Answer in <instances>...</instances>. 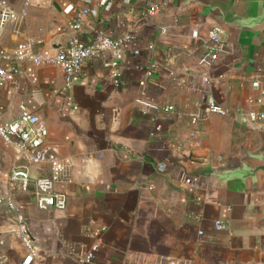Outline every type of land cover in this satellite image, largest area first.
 <instances>
[{"label": "crops", "instance_id": "crops-1", "mask_svg": "<svg viewBox=\"0 0 264 264\" xmlns=\"http://www.w3.org/2000/svg\"><path fill=\"white\" fill-rule=\"evenodd\" d=\"M9 1L21 16L0 27V49L10 54L0 55L4 65L24 40L33 39L38 52L56 51L72 34L57 27L79 6L90 8L84 39L98 27L133 35L123 43L120 85L108 55H100L85 62L70 89L63 69L51 63L36 66L37 79L20 72L0 86L4 116L12 119L27 105L68 160L56 182L68 193L65 208L43 209L32 194H15L38 244L31 264H263L264 178L252 183L232 162L255 161L263 143L264 119L242 122L236 109L261 106L250 99L260 93L251 81L264 70V27L240 34L231 22L220 59H199L211 25L264 0H110L109 8L101 0ZM153 2L159 9L149 14ZM31 63L20 64L26 70ZM210 96L230 113L208 111ZM13 160V148L0 139V196L10 189ZM47 170L31 166L34 176ZM183 173L198 180L187 183ZM217 219L226 227L217 229ZM17 226L16 210L1 202L0 264H19L28 252ZM96 241L92 259L81 261Z\"/></svg>", "mask_w": 264, "mask_h": 264}, {"label": "built area", "instance_id": "built-area-1", "mask_svg": "<svg viewBox=\"0 0 264 264\" xmlns=\"http://www.w3.org/2000/svg\"><path fill=\"white\" fill-rule=\"evenodd\" d=\"M107 8L110 7V0H101ZM26 4L29 0H26ZM159 9L156 2L151 3L148 8L149 14H154ZM90 8L87 6H79L76 8L75 14L67 22L59 25L60 31L70 30L72 34L66 42H64L56 51L42 53L34 49V40L28 39L21 41L13 50V61L4 65L0 63V86L14 79L15 75L20 72H26L33 79H37L36 66L51 63L59 66L64 71V86L70 89L80 80L85 62L95 56L108 55L106 65L112 68L115 83L121 84L118 76V66L125 56L126 48L124 41H129L133 37L132 33L126 32L122 36L116 37L106 31L103 27L95 30L94 37L86 40L81 36V32L85 26V15L88 14ZM25 9H23V14ZM21 16L18 9L9 0H0V27H3L10 20ZM226 31L219 24H213L208 30V39L205 45V51L200 56V62L212 65L220 59L226 51ZM153 47V43L149 44ZM134 51H139L135 48ZM0 55L9 57L10 54L5 49H0ZM24 59L31 60V64L24 70L21 67V61ZM156 63H152L148 73H152ZM208 79L209 77H205ZM264 70L258 69L252 79V85L260 89V93L252 97L250 102L257 103L260 108L253 106L245 108L238 106L236 113L245 123H258L264 119ZM205 107L210 112H217L222 115H228L230 109L210 96ZM175 105L170 104L167 109H174ZM190 122H198V114H192ZM199 131L197 127L194 132ZM48 126L41 116L23 104L18 115L12 119L4 116L0 109V139L13 148L14 160L10 166L8 192L0 196V203L5 201L8 205L16 210L17 228L21 234L22 240L27 248V254L19 264H31L38 250V244L23 210L19 203L15 200L17 192L30 193L34 197L35 204L43 209L51 207L65 208L68 203V193L65 190L56 188L63 171L68 165V160L60 155V147L57 143L48 141ZM34 164H45L48 166L47 171H42L37 175L31 172V166ZM164 168V166H162ZM182 180L187 183H196L198 176L190 173H183ZM215 227L221 229L226 227V223L222 219L215 221ZM199 233L203 234L204 230L200 229ZM4 239L0 237V261L5 260L1 246ZM99 241L92 243L90 248L80 255L81 261H89L97 249ZM175 261L172 260V263Z\"/></svg>", "mask_w": 264, "mask_h": 264}, {"label": "water", "instance_id": "water-1", "mask_svg": "<svg viewBox=\"0 0 264 264\" xmlns=\"http://www.w3.org/2000/svg\"><path fill=\"white\" fill-rule=\"evenodd\" d=\"M239 25V33L244 34L247 29L257 26L264 27V3H261L255 7L244 8L233 14L232 20L224 18L223 21L215 24L221 25L224 29L229 23ZM63 43L57 47L59 48ZM264 128V123L262 124ZM255 161L247 162L244 160H236L232 162L233 168L239 170L243 178H250L252 183L259 181L260 176L264 178V138L261 147L255 152ZM253 264V263H249ZM264 264V263H263Z\"/></svg>", "mask_w": 264, "mask_h": 264}]
</instances>
